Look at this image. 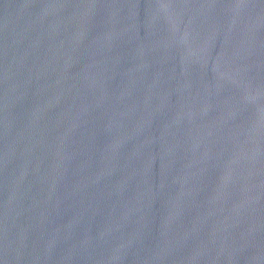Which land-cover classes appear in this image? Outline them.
Masks as SVG:
<instances>
[{
  "label": "water",
  "instance_id": "1",
  "mask_svg": "<svg viewBox=\"0 0 264 264\" xmlns=\"http://www.w3.org/2000/svg\"><path fill=\"white\" fill-rule=\"evenodd\" d=\"M0 264H264V0H0Z\"/></svg>",
  "mask_w": 264,
  "mask_h": 264
}]
</instances>
